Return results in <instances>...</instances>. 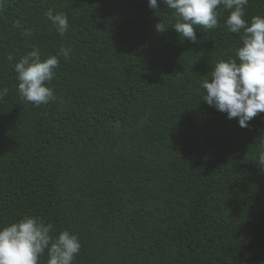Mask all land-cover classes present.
Here are the masks:
<instances>
[{
  "label": "trees",
  "instance_id": "obj_1",
  "mask_svg": "<svg viewBox=\"0 0 264 264\" xmlns=\"http://www.w3.org/2000/svg\"><path fill=\"white\" fill-rule=\"evenodd\" d=\"M50 9L67 15L64 36ZM218 11L193 43L148 0H3L0 226L29 215L54 237L70 230L73 264H264V113L242 128L202 100L201 82L241 43ZM245 11L264 16V0ZM33 47L41 59L70 47L55 100L38 107L11 66Z\"/></svg>",
  "mask_w": 264,
  "mask_h": 264
},
{
  "label": "clouds",
  "instance_id": "obj_2",
  "mask_svg": "<svg viewBox=\"0 0 264 264\" xmlns=\"http://www.w3.org/2000/svg\"><path fill=\"white\" fill-rule=\"evenodd\" d=\"M249 0H148V6L157 9L160 4L172 10V28L185 39L197 41L196 26L214 29L219 26V9L228 11L225 20L227 29L240 35V46L235 57L218 61L211 70L210 79H204L201 87L205 90L203 101L227 118L237 119L239 126L246 128L249 122L264 113V16L245 19ZM46 17L60 36L69 28L64 13L53 14L50 9ZM168 26L161 20L155 25L158 33ZM28 30L25 35H29ZM70 56V47H61L56 54L41 59L38 48L12 63L16 73L18 92L21 99L35 106L47 105L55 100L54 90L48 85L59 66V57ZM7 60L11 63L13 55ZM8 89H0V98ZM257 166L264 170V151L257 157ZM53 225L36 216L25 215L6 226H0V264H73L81 249L79 237L70 230L52 235ZM46 257V260L43 258Z\"/></svg>",
  "mask_w": 264,
  "mask_h": 264
},
{
  "label": "water",
  "instance_id": "obj_3",
  "mask_svg": "<svg viewBox=\"0 0 264 264\" xmlns=\"http://www.w3.org/2000/svg\"><path fill=\"white\" fill-rule=\"evenodd\" d=\"M2 1H3V0H0V9H1V6H2Z\"/></svg>",
  "mask_w": 264,
  "mask_h": 264
}]
</instances>
